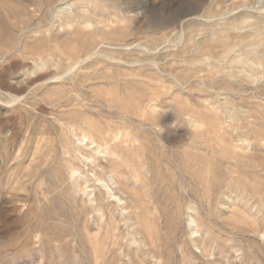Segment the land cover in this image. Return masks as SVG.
I'll return each mask as SVG.
<instances>
[{"label":"rangeland","instance_id":"rangeland-1","mask_svg":"<svg viewBox=\"0 0 264 264\" xmlns=\"http://www.w3.org/2000/svg\"><path fill=\"white\" fill-rule=\"evenodd\" d=\"M5 1L20 9H0L2 81L8 77L11 84L26 87L33 78L62 74L65 61L58 56L51 61L49 55L53 34L72 46L97 30L96 55L115 59L87 63L98 78L90 87L71 84L75 106L103 124L117 107L112 97L132 103L165 90L175 99L171 94L160 98L162 106L170 105L163 133L132 128L133 138H139L133 164L150 156L158 170L152 180L133 182L130 194L144 202L137 206L129 201L126 210L105 195L97 208L99 202L91 198L104 192L98 182L91 178L78 186L52 161L54 142L57 147L64 131L54 141L57 134L39 121L35 108L59 100L69 83L55 80L42 90L27 91L19 108L4 107L0 100V122L9 121L7 129L16 132L6 148L0 138V264H264V0H68L58 4L59 13L57 7L41 11L42 0ZM64 16L74 19L68 29ZM80 21L90 27L78 29ZM41 34L47 36L43 50L37 43ZM17 36L28 42L20 53L11 43ZM217 38L233 44V51L216 45ZM44 54L50 63L42 62ZM55 108L59 113L61 107ZM194 112L201 122L196 127L190 121ZM217 128L227 139L239 140L245 152L240 160L246 164L218 160L226 142L219 145ZM193 139L202 160L198 179L184 171L190 163L185 153L195 149L189 145ZM210 143L217 152L208 154ZM230 167L237 168L233 175ZM30 210L23 223L22 214ZM39 211L46 227L29 235ZM133 219L142 235L133 229ZM28 242L31 246L22 249Z\"/></svg>","mask_w":264,"mask_h":264},{"label":"bare ground","instance_id":"bare-ground-1","mask_svg":"<svg viewBox=\"0 0 264 264\" xmlns=\"http://www.w3.org/2000/svg\"><path fill=\"white\" fill-rule=\"evenodd\" d=\"M99 1H103V0H99ZM60 2H68V0H42V8H44V10H41V11H46V12L47 11H56L55 8L57 7V12L58 13L62 12V10L60 9V6H58V4H60ZM62 4H61V7H62ZM13 7L14 6L11 5L9 2H6L5 0H0V9L3 10L4 12H8L9 10H13L15 8H18V7H15V8H13ZM18 9H20V7ZM11 12H13V11H11ZM17 13H19V12H17ZM19 14H21V12ZM39 14L41 16V13H39ZM63 15H65V14H62V16ZM8 17H9V15H8ZM66 17H65L66 20L64 21V24H67V29H68L73 25L71 22L74 19L70 18L68 16H66ZM105 23H107V22H105ZM78 25H80V27H78V29H82V27L84 28L87 26V23L85 24V23H83V21L82 22L80 21L78 23ZM68 33L69 32H66L65 35H67ZM53 35H54L53 38H51V40H50V42L52 44V51L49 53V55L52 54L51 61H53V60L55 61L54 57H57V56L60 57L63 61H65V63H63L65 66L64 72L62 74H50V75H47L45 77H42V76L40 77L38 75L39 77H37V79L33 78L30 81V84H28V86H26V87H24V85L19 87V86L13 85L14 83L11 84L12 83V81L10 82L11 78L8 79V77H7V79H5L6 81H2L3 79L2 80L0 79V100H1V103L6 105L4 107L9 106L10 108H19V106H20L19 104L23 103L22 98L26 95L25 92H27V91L30 92V90L36 89V88L37 89L40 88V90H42L44 85L49 84L50 82L55 81V80L56 81H64L63 82L64 85H68L67 83H69L70 85L71 84L73 85L76 81H78V82H80V84L83 87H86V86L90 87V84H92V83H90V81L94 77H97V76H95L96 73L94 72V70H90L92 64L89 63L87 65V63L89 61H97L99 58L102 59L105 57L112 59V60L115 59L114 57H112L110 55L104 54L100 57L96 55L98 53V51L96 50L98 43L96 44V41H97L98 37L101 36L100 32H98L97 30H94L93 32L87 34L86 38H82L79 42L78 41L74 42V44L72 46L65 45V44H63L62 41H59V38H58L59 34H53ZM46 37L47 36L45 34H41L38 37L37 43L42 42L41 44H38L39 50L46 49L45 47H47V46L44 45V42L46 41ZM215 42H216V45L220 46L224 51H226V52H232L233 51V44L228 42V40L225 41V39H221V38L218 39L217 38V39H215ZM11 43H12L13 47H15V50L19 51V53L22 49L24 51V48L28 46V42H27L26 37L23 39V38H20L19 36H17L16 38H14L11 41ZM70 44H72V43L70 42ZM216 45H214V47ZM216 48H218V47H216ZM12 54H13V52H12ZM16 54L17 53H15L13 55H16ZM101 54H103V53H101ZM13 55H12V58H13ZM40 59L44 63H50L49 57H47L45 54L40 56ZM6 61H7V59H6ZM116 61H117V58H116ZM10 62H12V61H10ZM17 63H18V61H17ZM7 65H9V63ZM44 66H46V65L44 64ZM4 67H6V66H4ZM8 69H10V68L8 67ZM32 69H35V68H32ZM128 70L129 69H127V71ZM28 71H29V69H28ZM131 72L132 71H130V73ZM30 73H33V72H31V70H30L29 75H30ZM9 74H11V73H9ZM11 75H13V74H11ZM25 75H26V72H25ZM34 75H33V77H34ZM31 76H32V74L30 75V78H32ZM193 76H194V78L198 77L195 75H193ZM202 78H204V77H202ZM25 83H27V82H25ZM200 83H199V85H200ZM203 83H205V82L203 81ZM196 84H197V82H196ZM223 84H225L226 86H230L229 83H226V82H223ZM72 85L64 88L65 91L62 90L64 93H62V94L59 93L60 95H62L59 97V100H56V101L50 100L48 102L46 101V103H48V106H47L48 108L45 109L44 107H39L37 110L35 108V111H36L35 115L39 118V121L42 120V122H46L49 130H51L53 133L57 134V136L54 138V141H56V140L58 141V138L60 137L59 132L64 131V139H61V137L59 138L60 140L58 141L59 143L57 144V147H56V144L54 142V156H53L52 161L57 163L58 171L62 168L66 169L68 171V173L70 174V176L75 178V183L78 186L82 185V183H81L82 180L85 184H87L91 178H93L95 180V182H98V184H99L97 186L98 189L99 190L103 189L104 192H101V190H100V192L102 193V195H100V197L98 196L95 198L93 195V198H91L92 202H94V201L99 202L96 204L97 208H98V206L99 207L103 206L102 205V196H104V195H105L104 196L105 200L107 199L109 201V199H112L113 201H115L117 203L118 206L121 207L122 210H126V208L128 207L129 201L132 202L133 204H137V206H138L139 204L144 202V200L142 201L141 198H139V197L136 198V196H133V194L131 195L129 192V190H130L129 187L133 185V182L134 183L138 182L140 179H143L146 181L152 180L154 178V171L157 172L158 169L155 168V164L153 163V160L151 159L150 156H145V161L139 165L133 164V152H135V153L137 152V151H135L134 146H135V143L137 141H139V138L138 137L133 138V133H132L133 129L132 128L135 126L141 130H149L150 129V130L156 131L159 134L163 133L165 121H166V119H163V117L165 116L167 111H170V105L168 104V106L167 105L162 106L159 101H160L161 96H163V95L171 94L174 97V99H175V95L173 93H170V91L168 92V91H165L163 89L164 91H160V93H158V91H155V92H151V93L147 94L144 99H141V100L136 99L134 101L132 100L133 101L132 103H125V101L123 103L120 100L119 96L112 97L111 99L114 100L113 102H115V105H117V107H116V109H113V112L111 115H109L108 117H106L107 115L105 116L106 118H108L107 122L101 124L102 122L100 120H98V121H100L101 123L97 122V120L86 115L85 112H82V110H80V108H78L79 106L78 107L75 106L74 101L71 99V94L73 91ZM180 86L184 88V84L182 83V80L180 82ZM194 86H195V84H194ZM204 86H206V85H204ZM243 87L245 88V86H243ZM79 88H80V85H79ZM207 88H208V85H207ZM90 92H91V90H90ZM226 94H230V92H226ZM42 97H44V95H42ZM42 100H43V98H42ZM43 102H44V100H43ZM109 103H108V106H109ZM101 104H102V102H101ZM21 105H23V104H21ZM57 105L61 107L59 113H57L55 110L56 109L55 106H57ZM115 105H114V107H115ZM108 106H107V109H108ZM110 106H112V105L110 104ZM35 107H37V106H35ZM81 108H83V107H81ZM109 109L111 110V108H109ZM192 112H190V113H192ZM99 113H101V112H99ZM188 113H189V111H188ZM195 113L196 112H194L192 114L193 116L190 117V121L194 124L193 126L196 127L197 125L199 126V124H201V122H200V119L197 118L198 116H194ZM198 113H200V111H198ZM235 116H237V115H235ZM238 117H239V115H238ZM5 119H7V117ZM172 119H173L172 121L174 123L177 122V114H174ZM42 122L40 123L41 125H42ZM104 122H105V120H104ZM220 122L223 123L222 121H220ZM8 125H9V121L0 122V138H1L2 143L5 145V146L2 145V146H4L3 148H6V145H11V142L14 141L16 138V134H15L16 132L14 133V132H12V130L9 131L7 129V128H9ZM214 132H215L217 138H219V140H220L219 145H221V142H226L225 145L222 143L224 146H222V145L220 146L222 150H220V155H221L220 158L217 157L218 160L221 159V157H222V159L224 160L223 161L224 163L225 162L228 164L231 163L230 166H232L233 163H235V165H237V163H238L237 161H239L240 158H244L243 156L245 155L244 150L241 148V145L239 144V140L235 139L232 136H231V139H227L224 135L223 136L220 135V133H221L220 128L214 129ZM229 138H230V136H229ZM43 140H45L44 136H43ZM43 140H41V141L43 142ZM49 143H50V139H49ZM189 145L191 146V148H195V149L192 151H187L185 153V154L189 155L190 163L184 164L185 165L184 171L188 172V174H190V175L194 176V178H196L197 176L200 175L198 168H197L198 162L202 161V160H200L201 156L198 153L199 151L196 152V150L197 149L199 150L200 147H198L199 146L198 141L194 140V139L192 140V142H190ZM207 149H208L207 152H209V150L212 151V152H209L208 154H210V153L212 154L213 152L218 151L215 149V145H213L212 143L208 144ZM24 152H26V150ZM171 154H172V152H171ZM75 162H77L78 164L76 165ZM185 162H187V161H185ZM242 163L244 164L245 162L243 161ZM247 164H248V162H247ZM200 165H201V163H200ZM236 167H235V169H234V167H230L231 169L229 168L230 169L229 173H231V174H232V172L234 173L233 169L236 170L237 169ZM208 172L209 171H207V173ZM202 173H204V172H202ZM225 177H226V175H225ZM196 179H198V178H196ZM201 179H203V177ZM239 179H241V178H239ZM199 180H200V178H199ZM179 182H180L179 184H181L180 186L184 187V184H182L184 182L181 181V177H179ZM86 187H87V185H86ZM184 193H186V191ZM0 195H1L0 198H2L3 193ZM89 195H91V193H89ZM11 197H12V199H14L16 201H21V199H19L18 194H16V195L13 194ZM228 201H229V199H228ZM36 203L37 202H35V204ZM227 208H229V207H227ZM34 209H36V208H34ZM2 214H3V212H2ZM31 214H32L31 210L29 212H24L21 216V218L23 220L22 222L23 223L28 222V219L31 216ZM35 214L38 215V218L36 219V222L34 223V225H32V227L29 229V231H28L29 235L32 232H35L40 228L42 229L45 226L44 222L42 220V216L40 214V211H39V213H35ZM124 215H125V213H124ZM129 215H131V214L128 213V216ZM129 218H131V216H129ZM133 226L134 227L136 226L134 223V219H133ZM133 229L136 230V233L142 235V232L137 230L136 227ZM141 239H142V236H141ZM136 241L137 240L134 239V242H136ZM30 246H31V243L28 242L22 247V249H28Z\"/></svg>","mask_w":264,"mask_h":264}]
</instances>
